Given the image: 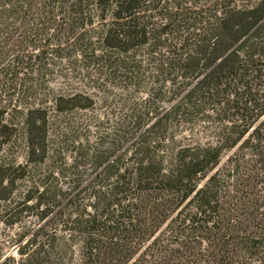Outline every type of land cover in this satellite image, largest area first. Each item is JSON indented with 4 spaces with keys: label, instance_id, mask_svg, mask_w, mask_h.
I'll return each mask as SVG.
<instances>
[{
    "label": "trees",
    "instance_id": "obj_1",
    "mask_svg": "<svg viewBox=\"0 0 264 264\" xmlns=\"http://www.w3.org/2000/svg\"><path fill=\"white\" fill-rule=\"evenodd\" d=\"M30 210L18 264H264V0H0V211Z\"/></svg>",
    "mask_w": 264,
    "mask_h": 264
},
{
    "label": "rangeland",
    "instance_id": "obj_2",
    "mask_svg": "<svg viewBox=\"0 0 264 264\" xmlns=\"http://www.w3.org/2000/svg\"><path fill=\"white\" fill-rule=\"evenodd\" d=\"M63 81L57 82V86H59ZM111 110L108 108L98 109L95 112V115L98 114L99 117H103L106 115L105 121L107 118H111ZM91 113H89L90 115ZM21 149H23V145L21 142L14 148L15 155L19 153V157L17 159V163H24V159L21 157ZM17 152V153H16ZM30 205V204H29ZM2 211H0V264H18L19 262V254L18 245H15V240L18 238L17 233L22 231L24 226H30L31 224L37 222V217L34 214V211L24 212L22 216L18 217L21 222L16 224L15 226L9 228L6 226L7 220H11L9 216H4ZM23 226V227H22Z\"/></svg>",
    "mask_w": 264,
    "mask_h": 264
}]
</instances>
